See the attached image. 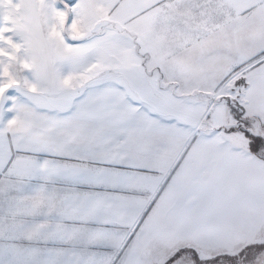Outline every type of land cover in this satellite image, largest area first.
<instances>
[{
  "label": "snow or ice",
  "instance_id": "1",
  "mask_svg": "<svg viewBox=\"0 0 264 264\" xmlns=\"http://www.w3.org/2000/svg\"><path fill=\"white\" fill-rule=\"evenodd\" d=\"M0 264H264V0H0Z\"/></svg>",
  "mask_w": 264,
  "mask_h": 264
}]
</instances>
